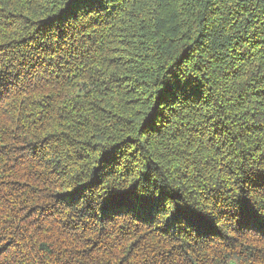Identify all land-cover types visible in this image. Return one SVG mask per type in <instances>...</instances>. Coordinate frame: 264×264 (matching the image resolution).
I'll list each match as a JSON object with an SVG mask.
<instances>
[{"label":"trees","instance_id":"obj_1","mask_svg":"<svg viewBox=\"0 0 264 264\" xmlns=\"http://www.w3.org/2000/svg\"><path fill=\"white\" fill-rule=\"evenodd\" d=\"M262 183L264 0H0V264H264Z\"/></svg>","mask_w":264,"mask_h":264},{"label":"snow or ice","instance_id":"obj_2","mask_svg":"<svg viewBox=\"0 0 264 264\" xmlns=\"http://www.w3.org/2000/svg\"><path fill=\"white\" fill-rule=\"evenodd\" d=\"M245 181L241 180L238 183L239 187V198L236 199L233 203L237 208V212H243L245 204L250 203L249 193L255 191L256 186L253 185L250 188H246L244 186ZM260 188L264 189V183L259 185ZM169 197L167 196L166 192L162 189L158 193H148V200L147 203L149 204L150 208L156 212L164 213L168 212L172 216H175L177 212H183L185 209H181L180 206L177 204L175 207L167 206V200ZM264 206V205H262Z\"/></svg>","mask_w":264,"mask_h":264}]
</instances>
